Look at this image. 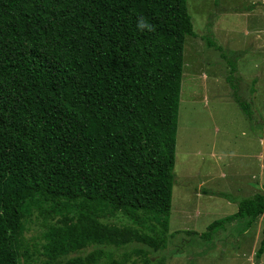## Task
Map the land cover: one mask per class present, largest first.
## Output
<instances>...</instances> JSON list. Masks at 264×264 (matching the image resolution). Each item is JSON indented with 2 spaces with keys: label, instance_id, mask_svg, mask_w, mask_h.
I'll return each mask as SVG.
<instances>
[{
  "label": "trees",
  "instance_id": "trees-1",
  "mask_svg": "<svg viewBox=\"0 0 264 264\" xmlns=\"http://www.w3.org/2000/svg\"><path fill=\"white\" fill-rule=\"evenodd\" d=\"M186 36L187 0H0V264H166Z\"/></svg>",
  "mask_w": 264,
  "mask_h": 264
},
{
  "label": "rangeland",
  "instance_id": "rangeland-1",
  "mask_svg": "<svg viewBox=\"0 0 264 264\" xmlns=\"http://www.w3.org/2000/svg\"><path fill=\"white\" fill-rule=\"evenodd\" d=\"M187 7L196 36L184 44L172 235L163 254L166 264H264V252L255 256L264 212L246 230L237 219L210 238L198 235L263 192L264 0H187ZM41 231L33 219L25 236Z\"/></svg>",
  "mask_w": 264,
  "mask_h": 264
},
{
  "label": "clouds",
  "instance_id": "clouds-1",
  "mask_svg": "<svg viewBox=\"0 0 264 264\" xmlns=\"http://www.w3.org/2000/svg\"><path fill=\"white\" fill-rule=\"evenodd\" d=\"M137 26L140 30H152L153 28V26L144 17L138 18Z\"/></svg>",
  "mask_w": 264,
  "mask_h": 264
}]
</instances>
